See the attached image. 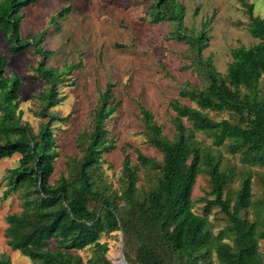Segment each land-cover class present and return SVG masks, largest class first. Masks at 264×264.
I'll return each instance as SVG.
<instances>
[{"label": "trees", "instance_id": "16d2710c", "mask_svg": "<svg viewBox=\"0 0 264 264\" xmlns=\"http://www.w3.org/2000/svg\"><path fill=\"white\" fill-rule=\"evenodd\" d=\"M40 1L0 0V39L2 36L8 52L18 56L32 47L41 56L36 72L49 86L42 94L41 116L50 117L38 133L22 123V81L18 76H6L9 59L0 55V163L20 155L18 166L8 170L5 178L4 198L18 194L22 200V211L6 217L7 245L31 264H113L107 257L109 245L101 239L122 231L126 264H264V175L259 201L249 170L242 174L240 187L227 193L234 173L224 164L220 150L239 155L246 169L264 168V17L255 15L254 5L244 3L246 29L257 42L231 49L226 74L218 72L211 59L203 58L209 47L208 23L189 37L195 63L208 84L204 88L181 86L180 99H188L194 107L179 99L170 104L177 115L172 119L173 139L164 136L154 114L139 102L147 142L161 153L162 160L137 150V166L124 162L121 204L104 182L97 189L94 177L104 155L116 148L106 127L119 104L110 102L111 84L100 95L94 130L76 178L61 177L51 183L60 154L54 133L57 119L48 111L63 102L58 86L66 77L46 65L52 55L40 46L46 32L32 42L22 37L23 10ZM152 1L156 11L152 22H175L177 40L185 39L183 6L177 0ZM70 13V6L63 8L51 20L53 27L60 30V19ZM81 66L79 62L70 70ZM210 113L227 117L215 119ZM198 134L206 135L212 145L205 146ZM204 173L210 178L211 190L200 200L205 205L198 214L193 195ZM214 209L227 217L225 228L217 234L210 219ZM250 211L254 219L248 216ZM86 249L93 254L84 262L78 253ZM0 264H11V259L0 255Z\"/></svg>", "mask_w": 264, "mask_h": 264}, {"label": "rangeland", "instance_id": "374dc122", "mask_svg": "<svg viewBox=\"0 0 264 264\" xmlns=\"http://www.w3.org/2000/svg\"><path fill=\"white\" fill-rule=\"evenodd\" d=\"M152 2L41 0L23 10L22 37L32 42L46 32L40 45L44 51L52 52L46 65L66 77V82L58 86L63 102L48 111L57 119L54 133L57 136L56 149L60 154L55 162L52 184L61 177L76 178L77 166L86 155L89 136L94 130L100 95L105 92L107 84H111L113 98L110 102L112 105L115 102L119 104L106 127L110 131V138L116 141V148L104 155L98 176L94 177L97 189L104 182L116 196L117 202L122 204L124 162L129 160L133 166H137V150L147 157L162 160L161 153L147 142L139 102L154 114L164 136L173 139L176 130L172 119L177 115L170 104L179 99L183 105L194 107L188 99H180L181 86L189 84L204 88L208 84L206 75L195 63V53L188 45L189 37L197 34L203 23H208L209 47L203 51V58L211 59L217 71L226 74L232 61L231 49L257 42L247 32L248 16L244 3L254 5L255 15L264 17V0H177L184 8L183 29L186 32L183 35L185 39L177 40L175 22H152L156 13L152 10ZM68 6L71 13L60 19L61 29L58 30L51 20ZM0 55L9 59L6 76H18L22 81L19 99L22 123L38 133L41 125L50 120V117L41 116L45 106L42 94L49 90L36 72L41 56L32 47L18 56L11 55L2 36ZM79 62L82 63L80 68L70 70L71 65ZM261 87L264 91V79ZM210 116L220 119L227 117V114L210 113ZM197 137L205 146L212 145L206 135L198 134ZM220 150L224 164L234 173L227 193H233L240 187L242 174L249 170L255 200L262 199L260 179L264 175V168L246 169L239 155H230L223 148ZM19 160L20 155H15L0 163V255H7L11 264H31L29 258L13 251L5 238L6 217L22 211V200L18 194L4 198L8 170L18 166ZM210 190V178L204 173L198 178L194 190L196 213H203L205 204L200 200ZM248 216L254 219L251 211ZM210 219L215 234L227 224L226 215L218 209H214ZM101 240L109 245L107 257L113 264L126 263L122 231L103 236ZM263 245L262 242V251ZM78 254L87 262L93 251L86 249Z\"/></svg>", "mask_w": 264, "mask_h": 264}, {"label": "water", "instance_id": "95a60500", "mask_svg": "<svg viewBox=\"0 0 264 264\" xmlns=\"http://www.w3.org/2000/svg\"><path fill=\"white\" fill-rule=\"evenodd\" d=\"M117 264H121V263H117ZM126 264V263H125Z\"/></svg>", "mask_w": 264, "mask_h": 264}]
</instances>
